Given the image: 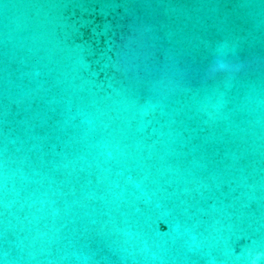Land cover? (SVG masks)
Segmentation results:
<instances>
[{
    "label": "water",
    "instance_id": "obj_1",
    "mask_svg": "<svg viewBox=\"0 0 264 264\" xmlns=\"http://www.w3.org/2000/svg\"><path fill=\"white\" fill-rule=\"evenodd\" d=\"M0 264H264V0H0Z\"/></svg>",
    "mask_w": 264,
    "mask_h": 264
}]
</instances>
